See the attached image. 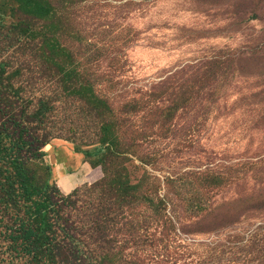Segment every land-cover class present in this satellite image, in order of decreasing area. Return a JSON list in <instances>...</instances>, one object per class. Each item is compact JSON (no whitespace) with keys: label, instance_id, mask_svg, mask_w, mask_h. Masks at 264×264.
I'll return each mask as SVG.
<instances>
[{"label":"rangeland","instance_id":"374dc122","mask_svg":"<svg viewBox=\"0 0 264 264\" xmlns=\"http://www.w3.org/2000/svg\"><path fill=\"white\" fill-rule=\"evenodd\" d=\"M52 2L49 21L0 43L57 100L64 137L46 150L64 193L104 177L96 155L68 153L113 125L140 195L117 212L107 264H264V0Z\"/></svg>","mask_w":264,"mask_h":264},{"label":"trees","instance_id":"16d2710c","mask_svg":"<svg viewBox=\"0 0 264 264\" xmlns=\"http://www.w3.org/2000/svg\"><path fill=\"white\" fill-rule=\"evenodd\" d=\"M54 10L52 0H0V32L33 33ZM53 44L44 49L60 70L57 58L64 50ZM13 46L0 43V264H107L108 231L117 212L140 195L139 186L116 166L126 152L114 148L113 125L105 121L94 149H76L96 155L93 166H105L104 177L86 190L64 193L52 177L46 150L64 137L53 120L57 100L30 88L24 69L12 59ZM68 86L64 92L75 94ZM87 91L90 103L104 111L93 88Z\"/></svg>","mask_w":264,"mask_h":264},{"label":"crops","instance_id":"0c3cea01","mask_svg":"<svg viewBox=\"0 0 264 264\" xmlns=\"http://www.w3.org/2000/svg\"><path fill=\"white\" fill-rule=\"evenodd\" d=\"M68 157L73 163V166H89L90 165V163L85 160V156L81 153L69 151Z\"/></svg>","mask_w":264,"mask_h":264}]
</instances>
